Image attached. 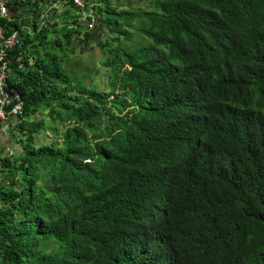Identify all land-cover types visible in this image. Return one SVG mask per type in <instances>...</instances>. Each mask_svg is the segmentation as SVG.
<instances>
[{
	"label": "trees",
	"instance_id": "16d2710c",
	"mask_svg": "<svg viewBox=\"0 0 264 264\" xmlns=\"http://www.w3.org/2000/svg\"><path fill=\"white\" fill-rule=\"evenodd\" d=\"M61 1L108 5L112 88L73 85L57 21L1 20L25 105L1 158L0 264H264V0ZM44 4L26 0L34 18ZM136 21L148 43L121 49Z\"/></svg>",
	"mask_w": 264,
	"mask_h": 264
},
{
	"label": "rangeland",
	"instance_id": "374dc122",
	"mask_svg": "<svg viewBox=\"0 0 264 264\" xmlns=\"http://www.w3.org/2000/svg\"><path fill=\"white\" fill-rule=\"evenodd\" d=\"M22 1V5L25 7L26 5V0H21ZM46 1V5H45V9L46 11L50 10V5H55L58 7V9H60L61 11H57L59 15L58 20L61 21L63 23V28L62 31H65L67 29V27H80L81 29H88L87 25H81V26H76L73 24H69L70 21H72L73 17H70L69 15H64V10H68L71 12L70 15L73 16L74 13H77V10L72 8L71 6H66L62 3V1L60 0V2H53V0H45ZM122 1V0H121ZM134 1V5L138 6L141 3L138 0H133ZM157 0H151L152 3V7L155 8V6L157 7L156 4ZM44 2V0H43ZM110 3L112 4V6H115L116 2L113 0H110ZM159 3V2H157ZM43 5V6H44ZM103 5V4H102ZM148 5V4H146ZM151 5V4H150ZM122 8H126V6L122 7ZM148 8H150V6H148ZM33 10V9H32ZM29 11V13H25V12H19L18 14L22 15H26L29 16L31 20L35 19L37 20L38 17L34 18V14L33 12ZM89 11H87L88 13ZM64 15V16H63ZM113 16H115L114 14H112ZM83 18H86V14H83ZM111 19L113 17H110ZM60 27V26H59ZM136 28H133L132 31L130 30V32H134V36H133V40L132 41H126V39H123L122 43L120 42L119 45L121 49L124 50H133L135 49V46L132 44H135L137 46H144L148 43V39H146L142 33L138 30H135ZM57 31L59 32V29L57 28ZM84 30H82L81 32H83ZM58 32H49V38L48 40H54V39H58L64 38L65 34H61ZM128 32H125V34ZM104 34L100 39V43L98 45H96L98 43V40L96 39V44L93 42L92 45L82 48L78 51V48H73V50L67 46L65 44V42L62 43V46L57 47L56 50H58L57 54H60L61 57H59L57 60H59V62L61 63V69L63 70L64 73H67L69 75V77L71 78L72 83L75 86H81L84 88H88V89H95V90H110L112 88V84L111 81L113 80V75H112V71H110L109 69H107V64H108V59H110L111 57V53L105 54L103 51L108 49L110 51H112V47L116 46V42H114L112 40L113 37H116L117 35H115V29L114 27L110 26L109 29H107V33L106 31L101 33ZM96 37V35H94ZM101 36V35H99ZM110 40V41H109ZM77 44L79 43L78 38H76ZM113 43V44H112ZM114 45V46H113ZM40 50L43 51V48L40 46ZM63 50V51H62ZM26 52L28 53V55H30V57L32 58V53L29 52L28 50H26ZM35 54V53H34ZM36 55V54H35ZM51 57V56H50ZM68 59V64L66 66V60ZM49 61L52 62L51 58H48ZM32 62H34L33 59H31ZM8 86H12L9 82V79L6 80ZM3 96H8L9 92L8 91H3ZM19 107V106H18ZM53 133L52 131L47 132V134H51ZM46 135V132H43L40 137ZM16 140L19 142V138L16 136ZM20 144V142H19ZM19 145H17L18 148ZM10 151V150H9ZM132 255V254H131ZM133 256V255H132ZM135 258V257H134Z\"/></svg>",
	"mask_w": 264,
	"mask_h": 264
},
{
	"label": "clouds",
	"instance_id": "9594fccd",
	"mask_svg": "<svg viewBox=\"0 0 264 264\" xmlns=\"http://www.w3.org/2000/svg\"><path fill=\"white\" fill-rule=\"evenodd\" d=\"M113 1L116 2L115 6H112V4L110 3V0L108 2H106V3H109L111 11L114 8H116L117 11H119V12L122 10L131 9V8H135L136 10H139V9H145V10L155 9L150 5L151 0H138L141 3L138 6L134 5L133 0H122V1L121 0H113ZM74 3L76 4V6L81 7L82 9H84L85 5H86L85 0H74ZM146 4H148V5H146ZM45 5H44V7H45ZM49 5H50V9H51V4H49ZM102 6H103L102 7L103 11H101V13H97V14L93 13L92 8L89 10H84L83 12H79L75 8L77 10V13H74L73 16L69 14L70 17H73L72 18L73 20L70 21L69 24L71 23V24L76 25V26H81V25L85 24V25H87L88 29H81L80 27H69L68 26L65 31H62L63 23L58 20V17L60 14L57 13V18L54 20V18L49 14V11H46L45 8H44V14H43L42 18H40L38 21V26H42L44 24L47 25V22H52V23L54 22L55 23V21H57L59 23L57 26V28L59 29V33L64 34V32H66V31L67 32L68 31H76L71 38L72 43L70 45L66 42L65 39H63V42H65V44L67 46H69L72 50H73V48L76 47V48H78V51H79L82 48H85V47L92 45L93 42L95 41V39H96V37L100 31V28H101V20L103 18V12H105V8L108 7V5H106V4H103ZM124 6H126V8H122ZM148 6H150V8H148ZM54 8H56L57 11H61L55 5H54ZM0 11H1V6H0ZM87 11H89V12L87 13ZM63 12L65 13L66 10H64ZM83 14H86V18H83ZM64 15L68 16V14H64ZM114 15H115L114 17L117 18V15L116 14H114ZM16 17H19V14L7 12V14L4 16L0 15V26H2L6 30L7 35L14 32L15 30L19 32V30H17V29L8 30L6 28V25L3 24L1 20L4 18H10L11 20H15ZM41 20L44 22L42 25H41ZM140 27H141L140 23H138V21H136L135 25L133 27H130V28H140ZM82 30H84V31L81 32ZM94 35H96V37ZM76 38H78V41H79L78 44H77ZM20 44H21V34L19 32V42L10 51V55L13 58V62L11 64V70L8 72V76H7L6 80L7 79L10 80V78L12 77V74L15 71V66H18V68L23 67V62L25 59L23 52L22 51L15 52L16 48ZM103 52L105 54H108V53L113 54L114 53L113 51H110L108 49L104 50ZM18 57L21 58L20 61L16 60ZM60 57H61V55H60ZM65 62H66V66H67L68 59ZM4 89L11 94V97L9 98L8 102H5V103L0 102V128L2 127L3 124H9V122H11V121H13V123L11 125L14 128V124H15L17 118L20 115L24 114L25 102H24L23 96L21 94V91L18 89V87L8 86L7 81H5V88ZM15 94L17 96H15ZM17 145H19L18 148H15L13 151L8 150L7 155H15L16 153L21 151L22 145L19 144V142L16 140V146ZM7 155H5L4 157H6ZM1 158H3V157H1ZM0 167H1V162H0ZM135 253L141 254L140 252H135Z\"/></svg>",
	"mask_w": 264,
	"mask_h": 264
},
{
	"label": "built area",
	"instance_id": "2783aa9c",
	"mask_svg": "<svg viewBox=\"0 0 264 264\" xmlns=\"http://www.w3.org/2000/svg\"><path fill=\"white\" fill-rule=\"evenodd\" d=\"M7 9L5 6H1L0 15L4 16L7 14ZM44 22L41 20V25ZM19 42V32L14 31L7 35L6 30L0 26V102L5 103L9 101L11 94L8 96H3V91H5V81L8 76V72L11 70V64L13 62V58L10 55L11 49ZM20 61L21 58L18 57L16 59ZM15 96H17L15 94Z\"/></svg>",
	"mask_w": 264,
	"mask_h": 264
},
{
	"label": "bare ground",
	"instance_id": "6f19581e",
	"mask_svg": "<svg viewBox=\"0 0 264 264\" xmlns=\"http://www.w3.org/2000/svg\"><path fill=\"white\" fill-rule=\"evenodd\" d=\"M41 1H43V0H41ZM93 4H94V3H93ZM150 4H151V6H152V3H150ZM0 6H5L6 9H7V11L10 12V13L18 14L19 12H24V9H23V8L21 9L19 6L15 5L13 2H11V1H9V0H1V1H0ZM155 8H156V6H155ZM26 13H29V11H26ZM42 16H43V14L40 15V16L37 18V21H39L38 19L42 18ZM103 21H104V18H102V20H101V29H102V31L100 30L99 33H98V35H97V37H96V39L98 40V43H97V44L95 43V42H96V39H95V41H94V43H95L96 45H98V44L100 43V39H99V38H101V37L104 35V34H101V33L105 32V31H106V33H107V29L110 28L109 24L104 23ZM44 26H46V24H44V25H42V26H39V27H40V28H43ZM132 29H133V28H129V29H128L129 32H130V30L132 31ZM135 30L140 31L139 28H136ZM99 35H101V36H99ZM122 35H123V34H122ZM126 35H127V33H126L125 35L122 36V41H123V39H126ZM142 35H143V34H142ZM133 36H134V32H131V38H130V40H127V39H126V41H132V40H133ZM143 36H144V35H143ZM98 37H99V38H98ZM145 38H146V37H145ZM146 39H147V38H146ZM122 41H121V43H122ZM147 41H149V40H147ZM132 45H134L135 48H136V47H142V46H137V45H135V44H132Z\"/></svg>",
	"mask_w": 264,
	"mask_h": 264
},
{
	"label": "crops",
	"instance_id": "0c3cea01",
	"mask_svg": "<svg viewBox=\"0 0 264 264\" xmlns=\"http://www.w3.org/2000/svg\"><path fill=\"white\" fill-rule=\"evenodd\" d=\"M12 123L13 121L9 124H3L0 128V160L1 157L8 154V150L13 151L17 148Z\"/></svg>",
	"mask_w": 264,
	"mask_h": 264
},
{
	"label": "flooded vegetation",
	"instance_id": "af4514ba",
	"mask_svg": "<svg viewBox=\"0 0 264 264\" xmlns=\"http://www.w3.org/2000/svg\"><path fill=\"white\" fill-rule=\"evenodd\" d=\"M22 8L24 9V12L26 13V11H28V6L27 5H25V7L22 5Z\"/></svg>",
	"mask_w": 264,
	"mask_h": 264
}]
</instances>
